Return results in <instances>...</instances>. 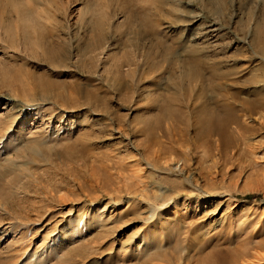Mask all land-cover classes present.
<instances>
[{
	"label": "rangeland",
	"instance_id": "374dc122",
	"mask_svg": "<svg viewBox=\"0 0 264 264\" xmlns=\"http://www.w3.org/2000/svg\"><path fill=\"white\" fill-rule=\"evenodd\" d=\"M6 1L0 264H264L263 1Z\"/></svg>",
	"mask_w": 264,
	"mask_h": 264
},
{
	"label": "bare ground",
	"instance_id": "6f19581e",
	"mask_svg": "<svg viewBox=\"0 0 264 264\" xmlns=\"http://www.w3.org/2000/svg\"><path fill=\"white\" fill-rule=\"evenodd\" d=\"M2 0H0V2H1ZM4 1V0H3ZM6 1V0H5ZM26 1H28V0H26ZM34 1H36V0H31V2H33L34 3ZM44 1H46V0H44ZM49 1V0H48ZM52 1V0H51ZM160 1H162V0H160ZM163 1H172V3H176L177 5H175L176 7H178V5L180 4V1L181 0H163ZM220 0H208V2H210L211 4H213L214 6H216V5H218V2H219ZM263 1V5H264V0H262ZM7 2H8V0L6 1V4H7ZM39 2V1H38ZM169 2H168V6H169ZM182 2V1H181ZM4 3V2H3ZM28 4H33V3H30V2H27ZM43 3H45V2H43ZM153 3H154V0H153ZM167 3V2H166ZM179 3V4H178ZM25 4V3H24ZM35 4V3H34ZM46 4V3H45ZM49 4V3H48ZM170 4H171V2H170ZM220 4V3H219ZM1 5H2V2H1ZM4 5H5V3H4ZM37 5H38V3H37ZM40 5V4H39ZM158 5H160V4H158ZM165 5V4H164ZM3 6V5H2ZM2 6H0L1 7V9H2ZM6 6V5H5ZM29 6V5H28ZM161 6V5H160ZM163 6V5H162ZM262 6V5H261ZM8 7V6H7ZM33 7V11H36V7H34V5L32 6ZM39 7V6H38ZM40 7H41V5H40ZM39 7V8H40ZM59 7V6H58ZM159 7V6H158ZM157 7V8H158ZM172 7H173V4H172ZM212 7V6H211ZM42 8V7H41ZM40 8V9H41ZM66 8H67V6H66ZM156 8V7H155ZM160 8V7H159ZM163 8V7H162ZM174 8V7H173ZM216 8V7H215ZM0 9V10H1ZM15 9H17L16 7H15ZM27 9H30V6H29V8H27ZM32 9V8H31ZM30 9V10H31ZM38 9V8H37ZM174 9H177V8H174ZM212 9V8H211ZM264 9V8H263ZM5 10V9H4ZM30 10H28V11H26V14H27V12H30ZM39 10V9H38ZM42 10V9H41ZM172 10V9H171ZM2 11V10H1ZM33 11H31V12H33ZM43 11V10H42ZM42 11H40V12H42ZM213 11V10H212ZM30 12V13H31ZM65 12V11H64ZM174 12V11H173ZM5 13H6V11H5ZM21 13V12H20ZM18 11H16V12H14V14H15V16H16V18L17 17H19L20 18V16H22L23 17V15H21ZM39 13V12H38ZM54 13V12H53ZM23 14V13H22ZM26 14H24V15H26ZM32 14H34V12L32 13ZM36 14H37V12H36ZM34 15V16H36L37 17V15ZM44 14V13H43ZM3 15H5V14H1L0 15V27L2 26L1 24H3L2 22H4L3 20H5L6 19V16L5 17H3V19H2V16ZM6 15H8V14H6ZM28 15V14H27ZM39 15V14H38ZM41 15V14H40ZM30 16V15H29ZM42 16H44V15H42ZM9 17H11V16H9ZM13 17V16H12ZM39 17V16H38ZM45 17V16H44ZM44 17H42V18H44ZM65 17V16H64ZM5 18V19H4ZM30 18V17H29ZM41 18V19H42ZM263 18H264V10H263ZM7 19H9V18H7ZM27 19V18H26ZM46 19V18H45ZM44 19V20H45ZM13 20V19H12ZM11 20V21H12ZM15 21H18V20H16L15 19ZM28 21V20H27ZM30 21V20H29ZM28 21V22H29ZM50 21V20H49ZM52 21V20H51ZM155 21H156V19H155ZM6 22V21H5ZM4 22V23H5ZM15 23V25H16V22H14ZM13 23V24H14ZM6 24V23H5ZM4 24V25H5ZM157 24V23H156ZM18 25V24H17ZM158 25H159V23H158ZM4 29V28H3ZM2 28H1V31L3 30ZM17 29V28H16ZM6 30H8V29H6ZM1 31H0V33H1ZM211 32H218L219 31V28H216V29H213V30H210ZM9 32V31H8ZM16 32V31H15ZM4 33H6V32H4ZM3 33V34H4ZM259 33V32H258ZM260 34V33H259ZM17 35V34H16ZM211 35V34H210ZM258 35V34H257ZM7 36V35H6ZM6 36H4V37H6ZM261 36V35H260ZM3 37V35H2V37L1 38H4ZM8 37V36H7ZM6 37V38H7ZM255 37H256V35H255ZM258 37V36H257ZM17 39V38H16ZM9 40V39H8ZM11 40V39H10ZM9 40V41H10ZM4 41H6V39H4ZM5 44V43H4ZM11 45H12V43H11ZM9 46V45H8ZM195 46V45H194ZM0 47H2L1 45H0ZM5 47V46H4ZM1 49V48H0ZM3 50H4V48H2ZM9 49V48H8ZM8 49H7V51H8ZM2 50V51H3ZM12 50V49H11ZM196 50V49H195ZM15 51H17V49L15 50ZM14 52V51H13ZM194 52H196V51H193V52H191L192 54L194 53ZM1 53V52H0ZM102 53V52H101ZM17 54H19V53H17ZM105 54V53H104ZM3 55V58H4V54H2ZM6 55V54H5ZM14 55V54H13ZM16 55V54H15ZM15 57V56H14ZM105 63V62H104ZM218 120V119H217ZM12 121V120H11ZM87 121V120H86ZM213 122V121H212ZM215 122H219V125H217V126H215V128H214V131H216V134H218V135H222V133H223V125H225L226 123H225V120H223V119H219L218 121H215ZM12 123V122H11ZM8 124V123H7ZM2 125H4V124H2V123H0V129H1V126ZM6 125H4V127H5ZM8 126V125H7ZM10 127V126H9ZM7 128V127H6ZM4 130V129H3ZM3 130H0V136L2 135V134H4L3 133ZM7 131V130H6ZM29 147V152H31V154L33 153V152H35V154H37L38 152L36 151V145H30V146H28ZM27 148V147H26ZM12 154V153H11ZM14 154V153H13ZM16 157H17V155H15ZM41 156V155H40ZM12 160H13V158H11ZM8 161H10V159L8 160ZM14 161H16V160H14ZM13 162V161H12ZM12 162H10V163H12ZM12 165V164H11ZM20 166V165H19ZM21 168H22V166H21ZM27 172V171H26ZM27 174V173H26ZM1 175V174H0ZM1 179V178H0ZM3 181V180H2ZM2 181L0 180V187L1 186H4V187H7V186H5L6 185V183L5 182H3L2 183ZM9 187V186H8ZM23 194V193H22ZM1 198V197H0ZM173 204V203H172ZM180 205V203H178V202H175L174 204H173V206L175 207V208H177L176 206L177 205ZM182 205H184V204H182ZM1 206V205H0ZM172 206V207H173ZM185 206V205H184ZM184 206H182V207H184ZM1 209V208H0ZM152 212V213H151ZM150 212V216H149V219H148V221L146 222V223H148L149 221H150V223H149V225L146 227L148 230H147V232H146V234L145 235H143V237H142V240L141 241H139V245H138V247H137V250L135 251V253L136 254H141L142 252L144 253L145 252V256L148 258V257H151L152 255L158 260V261H161V262H163V260L164 259H166L165 257H166V251H165V249L163 248V246H162V243H161V240H162V238H161V236H159L158 237V235L157 236H154V233H156V231H157V224L160 222V221H162V219H164L163 220V225H165L166 224V222H167V220H166V215L164 214V213H162L160 216H159V219L158 220H156V218L155 217H157L156 216V211H155V209H154V211H151ZM159 214V213H158ZM164 215V216H163ZM99 217V216H98ZM161 217V218H160ZM155 218V219H154ZM11 223V222H10ZM69 225V224H68ZM67 225V226H68ZM159 225V224H158ZM169 226V225H168ZM66 228V227H65ZM161 228V227H160ZM165 228H166V226H165ZM69 229V228H68ZM73 229V228H72ZM162 229V228H161ZM161 229H159V230H161ZM168 229V228H167ZM171 229V228H170ZM169 229V230H170ZM156 230V231H155ZM163 230V229H162ZM155 231V232H154ZM167 230H165V232H166ZM170 232V231H169ZM66 233V232H65ZM167 233V232H166ZM160 234V233H159ZM155 237H158V238H161V240H159V241H157L156 239H155ZM59 240H60V238H59ZM61 241V240H60ZM15 242V241H14ZM57 242V241H56ZM13 245V244H12ZM16 247H17V245H15ZM13 247V246H12ZM15 247V251H14V253H16V251L18 250L17 248ZM19 248V247H18ZM20 252V251H19ZM142 253V254H143ZM11 255V254H10ZM9 255V256H10ZM12 257L14 256V255H11ZM142 256V255H141ZM8 257V256H7ZM30 257V256H29ZM11 258V257H10ZM32 258H33V256H32ZM27 260V259H26ZM33 260V259H32ZM35 261V260H34ZM150 261H153V260H150ZM161 262H158V263H156V264H161ZM151 263H153V264H155L154 262H151ZM150 263V264H151ZM211 264H221V262H220V260H217V261H214L213 263H211Z\"/></svg>",
	"mask_w": 264,
	"mask_h": 264
}]
</instances>
